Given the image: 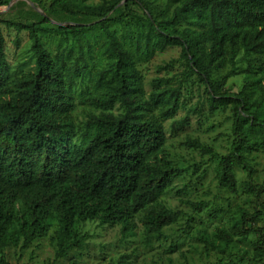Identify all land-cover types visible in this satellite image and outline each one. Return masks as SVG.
<instances>
[{
	"label": "trees",
	"instance_id": "obj_1",
	"mask_svg": "<svg viewBox=\"0 0 264 264\" xmlns=\"http://www.w3.org/2000/svg\"><path fill=\"white\" fill-rule=\"evenodd\" d=\"M171 2L179 6L165 25L148 20L144 49L139 40L126 49L103 21L95 25H100L107 39L104 57L108 68L99 73L108 76L105 84L110 91L105 104L119 102L122 113L92 117L87 125L88 137L79 145L70 140L73 101L67 88L69 75L56 66L30 28L35 69L19 79L13 93L0 32V252L5 248L26 250L44 236L51 222L60 232L57 257H65L78 246L75 226L80 223L121 225V234L126 236L134 229L130 223L143 212L146 236L154 239L175 223L178 214L157 203L183 170L171 164L163 149L165 136L159 121L145 114L155 109L161 120L172 119L178 109L179 89L156 90L147 102L139 98L135 64L146 50L179 47V59L187 63L186 76L197 75L208 90H214L210 99L215 104L226 106L232 101L237 142L228 156L220 158L197 141H187L185 146L216 160L219 189L235 192L233 162L242 165L251 177L245 154L258 146L253 135H258L264 148V120L257 123L259 114L251 112L250 96L229 95L223 81L213 85L209 74L227 55L234 64L239 53L246 58V73L264 70V0ZM98 11L102 18L109 13L102 8ZM180 23L194 29L167 31L166 27ZM18 29L23 30L21 26ZM74 69H78L77 64ZM256 189L260 188L252 186L250 191ZM195 207L200 210V206ZM240 213L236 236L245 237L252 231H242L246 222L255 227L261 214L250 217ZM222 238L225 244L232 240L224 232ZM253 259L264 260V236L255 242ZM0 264L7 263L0 259Z\"/></svg>",
	"mask_w": 264,
	"mask_h": 264
},
{
	"label": "rangeland",
	"instance_id": "obj_2",
	"mask_svg": "<svg viewBox=\"0 0 264 264\" xmlns=\"http://www.w3.org/2000/svg\"><path fill=\"white\" fill-rule=\"evenodd\" d=\"M178 6L171 0H0L4 61L13 93L19 79L35 69L29 36L33 28L56 66L69 75L67 88L73 101L70 140L79 145L88 137L87 125L92 117L122 113L119 102L105 104L110 91L105 84L108 76L99 73L108 68L104 57L107 39L100 25H95L103 21L126 49L133 48L137 40L144 49L148 20L165 25ZM99 8L109 10L105 18ZM77 26L83 32L59 30ZM166 28L168 32L194 29L184 23ZM180 55L179 47L146 50L135 64L140 83L137 94L142 101L147 102L156 90L179 89L178 109L172 119L161 120L155 109L145 114L159 121L165 136L163 149L171 164L183 170L157 203L178 214L175 223L165 227L157 239L146 236L143 212L130 223L134 229L126 236L121 234V225L80 223L75 226L78 246L65 257H57L60 232L51 222L44 236L26 250L5 248L0 259L7 264H264V260L253 259L255 242L264 236V148L258 135H253L258 146L245 154L251 177L242 165L233 162L235 192L217 187L216 160L185 143L197 141L220 158L228 156L237 142L233 136L234 107L231 100L226 106L215 104L210 99L215 91L208 90L197 75L186 76L187 63L179 59ZM229 58L225 56L223 63L211 68L209 81L213 85L223 81V89L231 96H250L251 112L259 114L257 123L264 120V70L246 73L242 53L235 57L234 64ZM252 186L261 190L251 192ZM240 211L250 217L261 214L255 227L246 222L242 231H252L245 237L236 236ZM222 232L232 237L231 242L225 244Z\"/></svg>",
	"mask_w": 264,
	"mask_h": 264
}]
</instances>
